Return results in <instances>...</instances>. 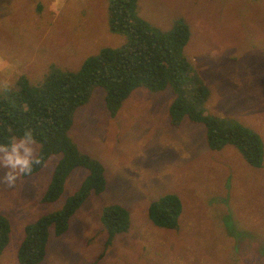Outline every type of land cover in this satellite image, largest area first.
I'll return each instance as SVG.
<instances>
[{
    "label": "rangeland",
    "instance_id": "374dc122",
    "mask_svg": "<svg viewBox=\"0 0 264 264\" xmlns=\"http://www.w3.org/2000/svg\"><path fill=\"white\" fill-rule=\"evenodd\" d=\"M110 2L0 0V92L16 89L22 75L37 85L53 69L77 70L124 45L126 36L109 25ZM137 11L157 30L188 24L185 54L210 89L206 114L240 122L264 142V0H138ZM174 97L170 87H138L112 116L98 87L77 109L70 136L103 162L107 187L63 235L50 230L40 264H264V163L251 165L232 144L212 150L202 123L171 125ZM57 160L14 187L0 183V214L12 227L0 264H19L25 226L62 207L86 177L75 169L61 197L42 202ZM170 193L183 204L175 229L156 226L148 213ZM114 204L130 211L131 227L110 238L101 215Z\"/></svg>",
    "mask_w": 264,
    "mask_h": 264
},
{
    "label": "trees",
    "instance_id": "16d2710c",
    "mask_svg": "<svg viewBox=\"0 0 264 264\" xmlns=\"http://www.w3.org/2000/svg\"><path fill=\"white\" fill-rule=\"evenodd\" d=\"M137 6L138 0L110 2V28L127 39L121 47L105 48L89 56L74 71L53 69L37 85L22 75L16 89L0 92V143H8L25 129H31L40 145L43 163L34 165L26 176L40 172L52 156L58 158L42 202L57 201L75 169L87 171L79 188L62 207L25 226V238L18 250L19 264H40L47 253L50 230L63 235L87 199L107 187L103 162L83 152L70 136L77 109L89 102L98 87L105 90V102L112 116L134 89L161 92L170 87L175 94L170 107L171 125L179 127L185 118L202 123L212 150L232 144L251 165L263 166L264 142L256 131L240 122L206 114L210 89L199 84L185 54L191 37L188 24L178 22L169 31L157 30L139 15ZM182 209L180 197L170 193L151 201L148 213L156 226L175 229ZM101 220L110 238L131 227L130 211L120 204L106 207ZM11 230L9 218L0 214V255L10 242Z\"/></svg>",
    "mask_w": 264,
    "mask_h": 264
},
{
    "label": "clouds",
    "instance_id": "9594fccd",
    "mask_svg": "<svg viewBox=\"0 0 264 264\" xmlns=\"http://www.w3.org/2000/svg\"><path fill=\"white\" fill-rule=\"evenodd\" d=\"M39 143L31 129H25L19 137H12L8 143H0V183L14 187L17 180L30 175L34 165L42 164Z\"/></svg>",
    "mask_w": 264,
    "mask_h": 264
}]
</instances>
